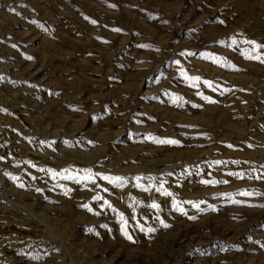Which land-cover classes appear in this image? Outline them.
Listing matches in <instances>:
<instances>
[{
    "label": "rangeland",
    "instance_id": "obj_1",
    "mask_svg": "<svg viewBox=\"0 0 264 264\" xmlns=\"http://www.w3.org/2000/svg\"><path fill=\"white\" fill-rule=\"evenodd\" d=\"M261 205L264 0H0V264H264Z\"/></svg>",
    "mask_w": 264,
    "mask_h": 264
},
{
    "label": "snow or ice",
    "instance_id": "obj_2",
    "mask_svg": "<svg viewBox=\"0 0 264 264\" xmlns=\"http://www.w3.org/2000/svg\"><path fill=\"white\" fill-rule=\"evenodd\" d=\"M94 23V22H93ZM233 43H235V41H233ZM250 43H254V42H250ZM194 79H199L198 77L197 78H194ZM205 99H207V98H205ZM209 102H213V101H209ZM158 143H176V141H157ZM85 179H91V176H88V177H85ZM103 179H112V178H109V177H103ZM115 180L116 181H119L120 180V178L119 177H116L115 178ZM205 183H209L208 181H205ZM162 187V186H161ZM38 191H39V189H38ZM165 195H171V193H167V192H165L164 193ZM240 195H252V193H239ZM96 199H99V197H96ZM235 202V201H234ZM194 207H199V205H193ZM84 207L85 208H88V206L87 205H84ZM151 207L152 208H156V207H158L156 204H152L151 205ZM261 207H264V205H261ZM89 211H91V209L89 208L88 209ZM181 211H182V209H181ZM193 219H194V217H192ZM120 219H121V221H123L124 220V217L123 216H121L120 217ZM164 227H168V225H164ZM148 231H152V229H149ZM124 235L128 238V239H131V237L130 236H128V234H127V232L125 231L124 232Z\"/></svg>",
    "mask_w": 264,
    "mask_h": 264
}]
</instances>
